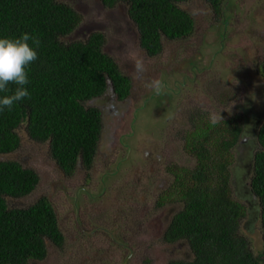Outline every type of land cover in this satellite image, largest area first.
Masks as SVG:
<instances>
[{
	"label": "rangeland",
	"instance_id": "rangeland-1",
	"mask_svg": "<svg viewBox=\"0 0 264 264\" xmlns=\"http://www.w3.org/2000/svg\"><path fill=\"white\" fill-rule=\"evenodd\" d=\"M91 4V11L85 3L77 5L84 23L68 39L104 33V52L131 81V93L117 102L108 91L85 104L99 109L102 117L97 155L88 174L78 170L72 177L63 176L50 158L49 146L32 142L23 127L18 130L19 148L0 156L18 161L39 177L30 195L11 204L23 207L46 197L64 234L61 248L48 243L46 259L29 264L188 260L191 255L184 244L163 242L167 222L178 206L160 207L156 201L172 180L166 168L195 164L184 149L190 118L207 113L211 122H217L242 116L244 111L256 115L263 109L259 66L264 62V0H223L218 15L204 0L180 4L193 19L194 32L185 39H164L157 57L139 49L137 32L123 5L102 9L98 0ZM252 129L243 128L247 134L243 143L250 145L234 151L231 185L232 195L247 209L244 234L258 253L263 248L259 210H252L249 195L251 150L256 148Z\"/></svg>",
	"mask_w": 264,
	"mask_h": 264
},
{
	"label": "trees",
	"instance_id": "trees-1",
	"mask_svg": "<svg viewBox=\"0 0 264 264\" xmlns=\"http://www.w3.org/2000/svg\"><path fill=\"white\" fill-rule=\"evenodd\" d=\"M99 1L108 9L117 4L125 7L139 46L150 57L161 52L164 39L175 41L193 34L192 17L179 7L189 0ZM204 1L219 14L221 0ZM81 23L82 15L60 0H0V36L28 32L39 40V58L28 68L30 98L0 112V156L19 148L18 130L23 127L32 142L49 146L50 158L63 176L90 168L102 117L99 109L85 104L108 91L117 102L128 99L131 84L103 51V33H90L84 40L68 39ZM259 72L264 80V62ZM251 126L256 148L251 150L249 195L252 210H259L263 248L258 253L244 234L247 209L234 198L231 185L234 151L250 145L242 139L247 136L243 128ZM183 137L184 149L195 164L167 168L172 180L156 205L178 206L163 242L184 244L191 257L169 264H264V107L256 115L244 111L242 116L217 122H211L207 113L197 114L189 119ZM38 182L34 170L18 161L0 159V264L41 262L47 257L48 243L57 248L64 244L56 213L46 197L23 207L11 204L30 195Z\"/></svg>",
	"mask_w": 264,
	"mask_h": 264
},
{
	"label": "clouds",
	"instance_id": "clouds-1",
	"mask_svg": "<svg viewBox=\"0 0 264 264\" xmlns=\"http://www.w3.org/2000/svg\"><path fill=\"white\" fill-rule=\"evenodd\" d=\"M38 47V38L28 32L16 37L0 36V112L30 98L28 68L39 58ZM156 87L159 91L160 82Z\"/></svg>",
	"mask_w": 264,
	"mask_h": 264
},
{
	"label": "flooded vegetation",
	"instance_id": "flooded-vegetation-1",
	"mask_svg": "<svg viewBox=\"0 0 264 264\" xmlns=\"http://www.w3.org/2000/svg\"><path fill=\"white\" fill-rule=\"evenodd\" d=\"M92 0H75L74 2H77V4H75V9H76V11H78V8H77V5L78 4H80V3H85V5H87L88 6V11H91L92 10V8H93V6H92V4L90 5V2H91ZM99 1V0H98ZM222 1L223 0H221V4H222ZM221 4H220V6H221ZM100 5L102 6V9L103 8H105L101 3H100ZM208 5L211 7V5L208 3ZM221 8V7H220ZM211 9H212V7H211ZM212 11L216 14V15H218V12H215L213 9H212ZM93 18L95 19V16L93 15ZM84 23V20H82V24ZM132 23V22H131ZM80 26V25H79ZM135 28V27H134ZM136 30V29H135ZM96 32H101V31H96ZM137 32V31H136ZM194 32V31H193ZM93 33V32H92ZM102 33V32H101ZM90 33L88 32L87 33V35L86 36H88ZM104 34V33H103ZM137 36H138V34H137ZM137 42H138V46H139V38L137 37ZM106 43V42H105ZM139 49L142 51V52H144L148 57H150L147 53H146V51L144 50V49H142L140 46H139ZM103 51H104V49H103ZM162 53V50H161V52L158 54V55H155L154 57H157V56H159L160 54ZM121 72V71H120ZM128 78V77H127ZM129 79V78H128ZM130 82V84H131V81H129ZM110 92V91H109ZM111 93V92H110ZM106 95V94H105ZM111 95H112V93H111ZM157 95H160V92L157 94ZM156 95V96H157ZM104 96V95H103ZM103 96H101V97H103ZM113 96V95H112ZM100 98V97H99ZM125 100H127V99H125ZM125 100H122V101H119V102H123V101H125ZM96 155H97V153H96ZM95 161V160H94ZM94 161H93V163L91 164V166H90V168L87 170L88 172L92 169V167H93V165H94ZM88 172H86L87 174H88ZM166 172H167V168H166ZM168 174V173H167ZM74 175V174H73ZM72 175V176H73ZM71 176V177H72ZM158 200V199H157ZM156 203H157V201H156ZM172 217V216H171ZM170 221V218H169V220H168V222ZM168 222H167V224H168ZM167 227V226H166ZM166 229V228H165ZM165 231V230H164ZM164 233V232H163ZM166 244V243H165ZM167 245H169V246H173V245H170V244H167ZM125 258V257H124ZM126 259V258H125ZM130 260V259H129ZM128 260V261H129ZM128 262H124L123 264H127Z\"/></svg>",
	"mask_w": 264,
	"mask_h": 264
}]
</instances>
